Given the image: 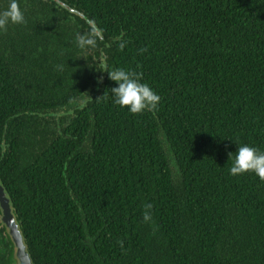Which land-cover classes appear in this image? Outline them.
I'll use <instances>...</instances> for the list:
<instances>
[{
  "label": "trees",
  "instance_id": "1",
  "mask_svg": "<svg viewBox=\"0 0 264 264\" xmlns=\"http://www.w3.org/2000/svg\"><path fill=\"white\" fill-rule=\"evenodd\" d=\"M18 3L26 23L0 31V184L31 262L264 264V181L230 174L240 145L264 151V0ZM90 20L103 40L80 49ZM116 68L143 72L158 111L113 102ZM16 263L0 220V264Z\"/></svg>",
  "mask_w": 264,
  "mask_h": 264
},
{
  "label": "clouds",
  "instance_id": "2",
  "mask_svg": "<svg viewBox=\"0 0 264 264\" xmlns=\"http://www.w3.org/2000/svg\"><path fill=\"white\" fill-rule=\"evenodd\" d=\"M9 23L12 24H25V16L20 8L18 0H9L6 9L0 11V31H7ZM89 29L84 33H77L75 40L80 49L95 48L97 41L103 40V29L96 25L93 21H89ZM127 40H121L118 47L121 51L127 46ZM147 51L146 47L139 49L142 54ZM139 68L140 66L137 65ZM59 71H63V65H57ZM108 78L117 82L118 86L112 87L111 93L114 97V103L122 108H128L132 114H142L145 111L155 113L158 111V106L161 100L151 86L143 81V72L134 69L125 70L124 68H116L108 71ZM98 83L103 82V76L97 78ZM107 98V97H105ZM229 157L232 152L228 153ZM247 172L255 173L260 180L264 181V151L257 147L243 144L237 148L233 164L230 168V174L233 176L242 175ZM143 221L145 223H152L153 205L145 203L143 205ZM157 228L154 226L153 231ZM118 243L122 242L118 241Z\"/></svg>",
  "mask_w": 264,
  "mask_h": 264
},
{
  "label": "water",
  "instance_id": "3",
  "mask_svg": "<svg viewBox=\"0 0 264 264\" xmlns=\"http://www.w3.org/2000/svg\"><path fill=\"white\" fill-rule=\"evenodd\" d=\"M0 220L6 227L8 235L14 246V256L17 260L16 264H33L26 250L18 224L15 221L11 211L9 198L0 184Z\"/></svg>",
  "mask_w": 264,
  "mask_h": 264
}]
</instances>
